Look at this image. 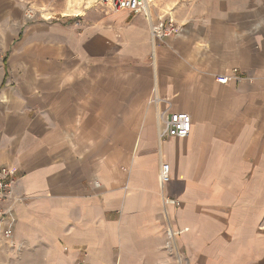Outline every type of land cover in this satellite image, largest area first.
<instances>
[{
	"label": "crops",
	"instance_id": "crops-1",
	"mask_svg": "<svg viewBox=\"0 0 264 264\" xmlns=\"http://www.w3.org/2000/svg\"><path fill=\"white\" fill-rule=\"evenodd\" d=\"M204 5L152 45L142 14L28 22L0 0V264H164L169 228L192 264L264 261V0ZM153 88L187 137L158 141Z\"/></svg>",
	"mask_w": 264,
	"mask_h": 264
},
{
	"label": "built area",
	"instance_id": "built-area-1",
	"mask_svg": "<svg viewBox=\"0 0 264 264\" xmlns=\"http://www.w3.org/2000/svg\"><path fill=\"white\" fill-rule=\"evenodd\" d=\"M160 0H93L94 4H99L105 11L112 13L126 12L130 15L142 14L149 22V34L151 44L155 41L170 38L173 34L181 29L176 21L169 14H154V11H159ZM35 13L29 10L25 14L27 21L33 20ZM76 18V17H75ZM236 70L232 69L228 74H223L215 78L218 84L226 85L230 81L238 80L235 77ZM157 109L164 106L163 111L158 112L157 117V138L159 142L167 138H185L191 131V117L186 113H175L170 110L168 99L161 97L158 91L153 88L151 91L150 102ZM15 177L16 171L14 168L3 166L0 167V237L4 236V224L6 223L9 213L15 203ZM159 183L161 186L167 184L170 180L169 165L162 163L158 174ZM167 203H175L174 200H167ZM177 233L170 228L166 231L165 249L171 255L176 256L180 261V255L176 247Z\"/></svg>",
	"mask_w": 264,
	"mask_h": 264
},
{
	"label": "rangeland",
	"instance_id": "rangeland-1",
	"mask_svg": "<svg viewBox=\"0 0 264 264\" xmlns=\"http://www.w3.org/2000/svg\"><path fill=\"white\" fill-rule=\"evenodd\" d=\"M68 0H15L22 8H23V17L25 19V14L27 11L32 10L35 13V17L33 20L28 21V22H33V21H38V20H45V17L43 16L42 13V8L43 10H48L49 12L52 13V18L55 20H65L69 21L70 23H75L76 26H79L81 24H90L92 21L96 20V17L98 14L102 15H107V14H114L110 11H105V9H102L99 4H94L93 0L92 3L90 2V5L87 6V8H83L84 16L75 18L72 16L71 18H66L61 15L62 11L64 10L66 3ZM76 1V0H75ZM82 1V0H81ZM161 14H171L174 12V15L178 18H184L189 15H193L195 13L201 12L202 9L205 8V3L207 0H161ZM169 3V4H168ZM83 5V4H82ZM165 5L168 7L169 10H165ZM103 10V11H102ZM25 21H27L25 19ZM53 21V20H52ZM76 21H79L77 23ZM177 247V252L180 255V261L179 259H176L175 254L174 255H169L171 258L169 260H166L164 264H192L189 259H186L182 253L179 251L178 245L176 244ZM165 251H167L165 249ZM258 253L255 252V256ZM237 256V253H236ZM227 262V263H226ZM239 261L237 258L233 259L232 261L230 260H222L219 263L222 264H237ZM245 264H250L251 261H243ZM255 264H264V261L260 260H255Z\"/></svg>",
	"mask_w": 264,
	"mask_h": 264
},
{
	"label": "bare ground",
	"instance_id": "bare-ground-1",
	"mask_svg": "<svg viewBox=\"0 0 264 264\" xmlns=\"http://www.w3.org/2000/svg\"><path fill=\"white\" fill-rule=\"evenodd\" d=\"M90 2L92 3V0H68L66 3V6L64 10L62 11L61 15L63 17H71V16H78V17H83L84 12L83 8H87L88 5H90ZM83 4V5H82ZM165 10H169L168 7L165 5ZM42 13L45 19H51L52 18V13L49 12L48 10H43L42 8Z\"/></svg>",
	"mask_w": 264,
	"mask_h": 264
}]
</instances>
